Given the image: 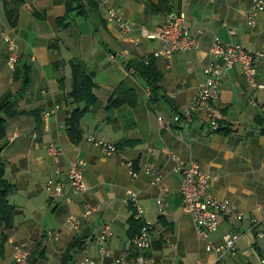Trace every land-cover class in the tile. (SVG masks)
<instances>
[{
	"label": "crops",
	"instance_id": "crops-1",
	"mask_svg": "<svg viewBox=\"0 0 264 264\" xmlns=\"http://www.w3.org/2000/svg\"><path fill=\"white\" fill-rule=\"evenodd\" d=\"M22 1L16 25L11 27L0 0V95L12 91L15 107L23 112L6 118L0 150L3 177L13 185L8 194L12 225L0 228V264H19L14 258L18 243L28 250L25 264L29 258L33 264L99 259L103 244L98 234L104 225L112 231L106 242L110 255L100 261L118 264L123 251L139 252L131 240L143 222L152 226V240L149 250L141 253L155 264H216L217 254L209 249V242L221 243L230 231L241 234L236 253L224 255V264H261L264 236L258 238L243 229L248 215L264 218V88L257 91V104L250 105V87L241 66L235 64L220 87L217 130L209 127L203 110L188 120L182 106L196 93L203 68L210 62L221 63L209 52L215 36L252 52L264 51V12L257 14L252 26L238 11L251 0H172L170 11L184 13L185 26L197 36L199 46L175 51L168 61L159 53L161 41L142 31L163 23L168 12L147 14L142 2L108 0L123 10L129 28L124 31L107 22L99 0ZM10 28L17 35L18 62L29 68V86L21 90L19 81L12 80L14 70L6 64L2 36ZM150 62L159 74L157 79L148 80L134 71L135 63ZM74 63L84 70L86 99L74 97ZM256 78L264 85V58ZM121 84L135 92V105H108ZM55 105L56 112L44 116ZM72 112L78 114L75 140L68 136L66 125ZM157 116L171 127L163 129ZM90 137L111 142L116 151L103 154ZM51 144L61 152L48 154ZM165 149L185 164L199 163L213 178L209 191L234 203L244 211V218H221L215 231L205 239L199 237L182 210L181 175L173 170L175 161ZM73 160L84 163L86 192L71 193L66 171ZM128 162L135 176L130 175ZM144 166H151L162 178L151 183L153 174L144 172ZM48 179L64 182L63 195L48 196L43 186ZM128 190L136 194V203L143 209L139 221L133 218ZM158 196L165 201L161 210ZM86 204L101 208L85 217L77 229L66 225V216L80 214ZM256 228L264 233V223ZM73 241L76 245L68 250Z\"/></svg>",
	"mask_w": 264,
	"mask_h": 264
},
{
	"label": "built area",
	"instance_id": "built-area-1",
	"mask_svg": "<svg viewBox=\"0 0 264 264\" xmlns=\"http://www.w3.org/2000/svg\"><path fill=\"white\" fill-rule=\"evenodd\" d=\"M104 11L107 22L117 25L122 30H128V25L124 16V12L120 7L112 6L108 0H99ZM241 15L246 18L249 25L255 24V18L258 13L264 12V0H251L247 8L238 10ZM185 15L183 12L169 11L163 23L155 26L152 30L142 31L150 38H157L161 41V53L168 61L175 51H187L195 49L199 46V40L196 35L190 34L185 26ZM233 33V31H230ZM16 33L10 28L2 36L5 48L6 64L13 71L18 62L19 54L16 49ZM209 52L221 59V63L210 62L203 68V80L199 83L194 96L182 106L183 116L191 120L192 114L197 110H203L209 127L217 130L219 120L221 119V110L219 106V92L222 80L226 73L233 68L235 64L241 66L245 80L250 87V94L247 101L250 105L257 104V91L264 88L256 78L257 69L260 61L264 58V51L252 52L243 48L240 44L231 41H223L218 36L213 38ZM113 59V55H110ZM264 107V103H262ZM58 105L45 111L44 116L56 112ZM157 120L163 129H169L170 123L161 116H157ZM89 140L97 145L100 151L105 155H110L116 151L115 145L103 138L90 137ZM170 158L175 161L174 171L179 172L181 181L179 184V194L182 200V210L191 219L196 233L201 238H206L211 232L218 227L221 218L240 221L244 218L245 213L239 209L234 203L226 198L217 197L213 192L209 191V186L213 178L204 171L200 164L196 161H189L185 164L180 160L179 156L170 149L164 150ZM47 152L50 155H57L61 152L60 147L49 145ZM131 176H135L136 172L131 169L130 162L126 164ZM143 171L153 174L151 183H156L162 178L161 173H156L151 166H144ZM68 183L71 193L78 194L86 192L88 185L84 179V163L80 160L70 162L67 171ZM215 178V177H214ZM44 189L50 198L63 195L65 184L62 180L48 179L44 183ZM165 191V187H162ZM128 198L132 202L133 218L141 220L143 216L142 207L136 203V194L132 190H128ZM158 208L161 210L165 205L163 197L156 198ZM101 208L100 204H86L80 214H69L65 218V224L73 229H77L82 220L98 212ZM248 224L244 227V232H253L256 237L264 236V233L257 230L258 224L264 223V218L259 220L253 214L248 215ZM152 226L147 223H141L139 231L134 235L131 243L139 251L138 253H129L123 251L116 259L118 264H155L154 260L141 253L147 251L151 244ZM240 231H230L223 236L221 243L209 242V249L217 254L216 264H224L223 256L226 254L234 255L236 253V243L240 237ZM112 235V231L108 225H104L98 238L103 244L99 249V259L82 258L80 264H103L100 259L108 257L109 251L106 242ZM28 250L24 243H18L14 246V258L17 263L25 264L28 256ZM260 263L264 264V253L260 256Z\"/></svg>",
	"mask_w": 264,
	"mask_h": 264
},
{
	"label": "trees",
	"instance_id": "trees-1",
	"mask_svg": "<svg viewBox=\"0 0 264 264\" xmlns=\"http://www.w3.org/2000/svg\"><path fill=\"white\" fill-rule=\"evenodd\" d=\"M137 2L144 3V11L147 14H156L162 12L170 11V4L172 0H156L152 2L149 0H134ZM4 7L6 10V20L9 26L14 27L17 22V12L20 6L23 4L22 0H3ZM134 71L138 72L140 76H144L148 80L159 78L158 72L153 67L150 62L147 65H142L140 63L134 64ZM73 68V81H74V97L75 99H86L89 93L86 92L88 88L85 83V74L79 63H74ZM29 68L26 63L23 65L17 62L13 75V81H19L20 90L29 86L30 78L28 75ZM19 90V89H18ZM136 94L130 88H127L124 84H121L117 89H115L113 95L109 99L108 105L110 106H120L121 104L135 105ZM39 110H36L38 112ZM34 112V113H36ZM75 112V111H74ZM74 112L71 113L70 117L66 120L68 136L71 139H76V133L79 134L77 129L78 114ZM23 112L18 110L14 105V93L10 90H6L0 95V150L4 144L5 128H6V118H14L19 116ZM13 185L6 181L3 177V160L0 157V228L7 230L11 228V218H12V206L8 199V194L11 192ZM136 220V219H134ZM139 221V220H136ZM141 223L138 226V231L140 229ZM137 231V232H138ZM136 232V233H137ZM6 234H4L5 237ZM77 241H73L69 244L68 250L72 249L76 245ZM68 255L64 256V260ZM34 259L29 258L27 264H33Z\"/></svg>",
	"mask_w": 264,
	"mask_h": 264
}]
</instances>
